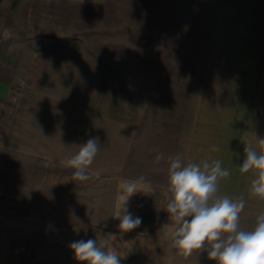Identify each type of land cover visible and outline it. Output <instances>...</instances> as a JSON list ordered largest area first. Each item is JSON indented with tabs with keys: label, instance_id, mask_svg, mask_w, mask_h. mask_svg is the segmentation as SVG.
I'll list each match as a JSON object with an SVG mask.
<instances>
[{
	"label": "rangeland",
	"instance_id": "374dc122",
	"mask_svg": "<svg viewBox=\"0 0 264 264\" xmlns=\"http://www.w3.org/2000/svg\"><path fill=\"white\" fill-rule=\"evenodd\" d=\"M219 1L55 0L37 8L39 31L53 32L55 51L68 58L55 65L90 75L69 77L81 82L51 105L40 102L33 128L29 100L0 125V264H80L69 245L81 239L115 251L121 264H215L170 247L175 222L165 209L169 156L223 161L209 147L205 106L208 12ZM9 10L0 8V20ZM90 138L101 146L80 181L65 162ZM140 176L151 187L128 210L142 223L124 232L120 186ZM245 210L241 227L251 229L254 214Z\"/></svg>",
	"mask_w": 264,
	"mask_h": 264
},
{
	"label": "crops",
	"instance_id": "0c3cea01",
	"mask_svg": "<svg viewBox=\"0 0 264 264\" xmlns=\"http://www.w3.org/2000/svg\"><path fill=\"white\" fill-rule=\"evenodd\" d=\"M54 1L0 0V8H11L10 19L0 20V125L14 113L13 108L19 107L18 102L29 100L26 115L33 128L34 118L42 109L40 102L51 105L52 98L59 97L58 92L68 83L81 82L69 77L90 75L83 69L66 68L63 63L61 67L55 65L68 58L55 51L58 37L47 28L40 32L36 21L37 8H49ZM208 21L207 39L212 47L207 54L205 101L211 131L209 147L218 149L213 152L223 158L222 167L230 171L222 178V186L219 181L223 196L243 197L245 213L251 210L255 219L264 202L250 194L254 173H241L239 164L245 145L264 151L258 144V137H264V0H220L208 12ZM23 107L27 109L28 105ZM209 156L213 158V154ZM235 173L240 176L236 186ZM228 188L230 193L226 194Z\"/></svg>",
	"mask_w": 264,
	"mask_h": 264
},
{
	"label": "clouds",
	"instance_id": "9594fccd",
	"mask_svg": "<svg viewBox=\"0 0 264 264\" xmlns=\"http://www.w3.org/2000/svg\"><path fill=\"white\" fill-rule=\"evenodd\" d=\"M258 144L264 149V137H258ZM100 146L97 138H90L65 162L66 167L74 169L75 179H89L87 169L93 164ZM163 159V153L156 156L157 162ZM167 159L170 196L165 211L175 222L170 247L186 257L206 253L207 259L215 264H264V208L256 215L251 229L241 227L244 198L218 195L220 179L230 175L222 162L184 163L179 154ZM239 170L245 174L254 173L250 194L264 202V151L258 152L245 145ZM120 187V215L116 218L120 221L119 228L127 232L142 223L141 217L128 210L129 200L151 184L140 176L124 181ZM69 247L80 264H121L122 258L115 251L107 250L94 239L76 240Z\"/></svg>",
	"mask_w": 264,
	"mask_h": 264
}]
</instances>
